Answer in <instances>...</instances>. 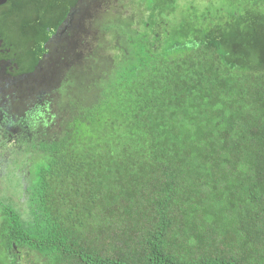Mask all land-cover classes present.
I'll list each match as a JSON object with an SVG mask.
<instances>
[{"label": "trees", "instance_id": "obj_1", "mask_svg": "<svg viewBox=\"0 0 264 264\" xmlns=\"http://www.w3.org/2000/svg\"><path fill=\"white\" fill-rule=\"evenodd\" d=\"M116 1L34 6L77 25L45 33L68 101L35 118L27 221L0 202L5 264H264V0Z\"/></svg>", "mask_w": 264, "mask_h": 264}, {"label": "flooded vegetation", "instance_id": "obj_2", "mask_svg": "<svg viewBox=\"0 0 264 264\" xmlns=\"http://www.w3.org/2000/svg\"><path fill=\"white\" fill-rule=\"evenodd\" d=\"M39 5L40 0L0 2V180L12 177L13 169H17L14 164H18L17 160L23 163L24 170L19 174L17 171L22 186L19 204L25 202L24 191L29 167L23 159L28 155V142L36 122L35 118L48 110L46 97H49L47 100L52 102L53 108H56L61 96L60 83H54L53 88L45 89L49 86L44 68V53L48 49L45 45V33L52 31L54 39L59 40L62 33L66 34L67 26L76 29L77 25L73 14L68 13L64 17L56 9L57 12H54L49 20V28L45 29L43 16L34 10V6ZM54 18L60 21H55ZM52 48L54 56H57L56 53L61 50L60 42ZM72 68L74 75L71 81L75 82L77 67ZM9 199L0 197V202L11 205L12 209L20 214L18 206L12 204ZM14 253L16 264H35V257L39 259L36 264L42 262L39 256L24 249H15ZM8 258L11 257L8 255Z\"/></svg>", "mask_w": 264, "mask_h": 264}, {"label": "rangeland", "instance_id": "obj_3", "mask_svg": "<svg viewBox=\"0 0 264 264\" xmlns=\"http://www.w3.org/2000/svg\"><path fill=\"white\" fill-rule=\"evenodd\" d=\"M104 1L106 2V0H104ZM122 1L124 2V4H126V8L125 9L123 8L126 11H124L121 8L122 6H121L120 0H117L116 1V4H118V5L120 4L121 10L124 11V15L123 16H126V15L130 14L131 11H133V8H135V6L134 5H130L129 2H128V0H122ZM206 2H207V0H196L195 1V4L199 8H201V6L205 5ZM113 3L114 2H112L111 5H113ZM116 12H117L116 9H111V10L110 9H106L105 10L104 18L106 20H110L111 21V20H113L116 17ZM93 14L95 16V12ZM108 36L110 37V34L109 33H107L105 35V38H108ZM105 49L107 50L108 47L105 46ZM79 69L80 68H78V70ZM99 76H101V75H99ZM91 80L92 79L90 78V81H89L90 83H91ZM60 90L62 92L61 103L62 104L65 103V105H66L67 104V101H68L67 96H66L67 86H66L65 89L63 88V89H60ZM72 100H73V102L75 101L74 98H72ZM99 110H101V109H99ZM56 122L60 124V121L58 122V120H57ZM39 159H40L39 155H37L34 152V153L30 154V155H27V157H24L23 162L26 163L28 165L29 169H30V168H32V166H34L36 164V162ZM16 162H18V164H16V163H14V164L17 166V169L16 168L13 169V175H12V177L9 178V179L0 180V197L1 198H3V197L10 198L9 201L12 204H15L16 206H18L17 208H18V210L20 212L21 218L24 221H27V213H26V206H27V204H26V202H23V203L19 204V201H18V199L20 197V194L22 192V186H21V182L19 180V177L17 175V171H18V174H19V172H21L22 170H24L23 169L24 165H23V163L20 160H17ZM33 261H35L36 263H38V261H39L38 257L33 258ZM0 264H5L4 255H3L2 251H1V240H0Z\"/></svg>", "mask_w": 264, "mask_h": 264}, {"label": "water", "instance_id": "obj_4", "mask_svg": "<svg viewBox=\"0 0 264 264\" xmlns=\"http://www.w3.org/2000/svg\"><path fill=\"white\" fill-rule=\"evenodd\" d=\"M3 0H0V2H2Z\"/></svg>", "mask_w": 264, "mask_h": 264}]
</instances>
